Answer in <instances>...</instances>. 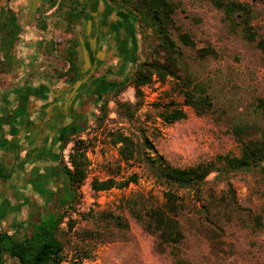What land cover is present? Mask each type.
<instances>
[{"label": "rangeland", "instance_id": "1", "mask_svg": "<svg viewBox=\"0 0 264 264\" xmlns=\"http://www.w3.org/2000/svg\"><path fill=\"white\" fill-rule=\"evenodd\" d=\"M241 1L252 8V25L257 33L254 40L247 37L242 25L234 24L211 0H172L176 4L174 37L180 44L179 31L188 32L193 38V47L182 44L186 70L189 76L209 85L215 101L212 112L198 115L192 107L183 104L184 97L176 79L168 77L162 82L154 75L153 81L143 87V105L132 119L119 113L115 103L117 99L136 101L134 86L126 84L118 95L116 92L106 94L84 129L72 137L65 149L68 148L71 154L76 139L86 140L89 164L87 177L77 191V201L73 200L66 209V217L60 225L67 230L68 219L76 220L74 229L64 239V264H264V184L257 169L231 173L218 179L212 173L208 177L209 184L204 188L203 199L190 189H180L186 204L178 217L183 238L176 244L161 243L158 236L150 233L142 220L132 213L128 200H134L135 212L144 216L145 205L158 204L163 200L165 186L152 176L141 160L123 161L120 144H115L110 136V132L122 131L139 139L143 129L159 152L179 167L196 165L218 154L240 152L241 145L232 131L233 126L238 122L259 120L255 103L264 97V51L258 44L264 40V0ZM31 5L32 0H0V19L5 8H10L20 26L16 39L21 40L20 44L27 40L25 46L29 47L28 50L37 44L38 53L48 57L37 54L38 58L35 55L32 63H21L13 54L6 55V62L13 60V65L7 68V64L1 63V77L8 71L19 73L25 67V70L29 69L24 77L26 80L41 75L52 80L65 65L67 52L61 50L71 37L73 42H79L83 24L69 27L56 8H51L44 0H39L36 11L30 15ZM135 23L141 63L150 57L158 37L150 28H142ZM47 38L54 43L43 41L41 44ZM80 41L82 45L84 40L80 38ZM208 47L214 49L216 55L200 57L198 50ZM77 48L81 55L79 43ZM1 49L0 55L4 56L5 48ZM15 49L13 46L12 52ZM50 55H53L52 60ZM170 100L181 103L188 115L167 124L159 116L157 106ZM107 101L109 115L99 125L97 117ZM252 133L256 132L252 130ZM243 137L249 138L247 134ZM69 162L68 166L73 168L70 158ZM133 173L138 174V179L127 186L116 185L105 192L93 187L94 179L113 177L122 180ZM88 182L96 190L95 194L86 188ZM230 184L236 192L237 205L224 208L220 218L211 211L206 213L203 205L210 199V190L219 197L227 194ZM91 211L93 216H85ZM101 212L120 215L126 225L119 226L113 220L99 218ZM258 215L262 218L261 224L255 221ZM86 230L93 231L95 235L84 239L77 236L78 232ZM81 247L86 249L87 255L77 252ZM5 255L3 262L8 261Z\"/></svg>", "mask_w": 264, "mask_h": 264}, {"label": "trees", "instance_id": "2", "mask_svg": "<svg viewBox=\"0 0 264 264\" xmlns=\"http://www.w3.org/2000/svg\"><path fill=\"white\" fill-rule=\"evenodd\" d=\"M120 9L127 10L135 22L142 28H150L158 42L151 49V55L148 59L141 62L128 83L118 87L116 94L121 93L126 84L133 85L135 88L136 101L116 100L117 110L127 118L132 119L136 110H138L144 101L143 87L153 81L154 75L159 80L165 82L168 77L178 81V87L184 97V105L194 109L198 115H205L214 110L215 101L213 94L209 91V85L194 77L189 76L184 61L185 51L183 45L193 47L195 42L188 32L179 31L178 38L180 44L174 37L173 29L176 28L173 13L176 4L172 0H110ZM216 7L222 9L226 16L234 23L242 25L243 31L250 40L256 38V31L252 25V8L248 3L241 0H211ZM51 7H55L60 12L69 27L77 19L81 18L83 3L80 0H50ZM6 20L0 21V30L3 34V43L9 41L12 44L18 33L16 17L10 11ZM239 18L236 21V18ZM9 37H11L9 39ZM1 39V38H0ZM259 46L264 51V40L259 41ZM78 43L73 42L71 55L77 54ZM198 54L205 56L208 54L216 55V51L210 47L198 50ZM73 70L75 65H73ZM159 116L167 123L172 124L187 117V111L181 103L170 100L163 104H158ZM255 110L260 114L259 120L253 123L238 122L233 126V133L240 142V152L218 154L211 160L200 162L196 165L179 167L173 165L166 156L159 152L153 142L147 136L145 131L139 139L122 131L110 132L111 140L115 144H120L119 152L121 159L125 162L132 160H141L145 163L152 176L165 186L163 200L158 204L145 205L144 216L137 214L134 208V200L129 199V209L144 223L145 228L153 234H156L161 243H178L183 238L179 214L185 209V197L179 193L180 189L186 188L194 191L198 198L203 199L204 188L209 184L208 177L215 173V178L227 177L231 173L239 171H250L257 169L264 184V97L258 98L255 103ZM109 115V103L104 102L100 108V114L97 117L98 124H103ZM84 127L79 128L77 133ZM254 130L256 133H252ZM249 136L244 139V135ZM72 138H66L64 146H67ZM86 140L76 139L73 145V151L70 154L73 168L67 166L68 182L72 187L70 195L74 201H77L76 195L78 189L84 183L87 177V167L89 160L86 155ZM138 179V174L133 173L128 178L116 180L110 177L106 180H93V187L96 190L119 186H127L132 181ZM211 189V188H210ZM210 199L204 203L203 209L206 213L212 212L217 218L223 215V209L237 205L236 192L229 185L227 194L217 197L210 190ZM264 195V190H263ZM71 208H74L72 206ZM93 212H88L85 216H93ZM66 214H62L59 219H52L42 224L32 227L29 233L23 238L18 239L9 236L6 232L0 233V240L10 238L7 248L0 245V255H7L6 264H64L66 257L64 255L65 243L68 232L75 227V219L69 218L67 221V230L60 227ZM99 218L113 220L117 225H126L120 215H114L112 212H101ZM255 221L261 224V216H256ZM93 231L86 230L78 232L77 236L84 239L93 237ZM84 248H77V252L87 255ZM3 261H0V264Z\"/></svg>", "mask_w": 264, "mask_h": 264}, {"label": "flooded vegetation", "instance_id": "3", "mask_svg": "<svg viewBox=\"0 0 264 264\" xmlns=\"http://www.w3.org/2000/svg\"><path fill=\"white\" fill-rule=\"evenodd\" d=\"M44 2L51 7L50 0ZM80 2L83 13L72 27L84 25L80 38L85 44L81 45L80 38L78 42L81 55L77 52L72 56L71 45L65 65L52 80L38 76V84L33 87L38 92L28 101L19 99L12 111L0 107V193L6 209L5 226L8 225L1 232L14 238L21 239L32 227L59 219L72 204L64 142L86 125L106 94L130 81L141 61L136 23L127 10L110 0ZM9 11L14 14L5 8L0 21L6 20ZM16 23L19 29L17 17ZM18 34L19 30L12 44L3 43L1 35L0 49L5 51L4 56L0 55V66L13 65V60L6 62V55L18 60L24 56L30 63L37 57V44L28 50L27 40L20 44ZM71 40L74 41L72 37ZM9 241L5 237L0 245L7 248ZM3 257L0 255V261H4Z\"/></svg>", "mask_w": 264, "mask_h": 264}, {"label": "crops", "instance_id": "4", "mask_svg": "<svg viewBox=\"0 0 264 264\" xmlns=\"http://www.w3.org/2000/svg\"><path fill=\"white\" fill-rule=\"evenodd\" d=\"M63 19H64V17H63ZM47 39H48L47 41H45V40H42V42L40 41L41 44L43 43V41L45 43H49V44L54 43V41L49 40L50 38H47ZM31 43H33V42H31ZM71 45H73V42H72V40H69V43L67 44V46L64 48V50H61V51H63V53H64V51L68 52V48ZM57 51L55 53H57ZM38 55H40V54L38 53ZM46 57H48V56H46ZM49 57H51V60L53 59L52 58L53 55H50ZM20 62L26 63V62H28V59L24 56H21ZM37 63H38V61H37ZM24 68H21L19 70V73L8 71L7 73H3V77L0 76V107H2L5 111H12L13 110L12 108L17 104V101L19 99L24 97L26 99L25 101H28V99H30L32 95H34L35 93L38 92V90L33 88V87L38 84L39 78L36 76V77H33L31 79L26 80L24 77L27 74L29 69L25 70L26 68L25 69ZM3 81H6V82L1 83ZM21 110H24V108ZM20 113L23 114V112H20ZM5 210L6 209H5L4 205L2 204L1 193H0V232L6 226H8V225L5 226V224H6L5 223L6 222Z\"/></svg>", "mask_w": 264, "mask_h": 264}, {"label": "built area", "instance_id": "5", "mask_svg": "<svg viewBox=\"0 0 264 264\" xmlns=\"http://www.w3.org/2000/svg\"><path fill=\"white\" fill-rule=\"evenodd\" d=\"M64 158H65V160L67 161L68 165H70V162H69L70 151L68 150V148L64 150ZM85 186H86V188H87L89 191L93 192V194L96 193V190L93 189L91 183L88 182ZM106 190H107V189H103V190H100V192H105ZM93 201H94V200H93Z\"/></svg>", "mask_w": 264, "mask_h": 264}, {"label": "water", "instance_id": "6", "mask_svg": "<svg viewBox=\"0 0 264 264\" xmlns=\"http://www.w3.org/2000/svg\"><path fill=\"white\" fill-rule=\"evenodd\" d=\"M38 2L39 0H32L30 15H32L36 11ZM90 29H91V22L90 24H88V32H90Z\"/></svg>", "mask_w": 264, "mask_h": 264}]
</instances>
